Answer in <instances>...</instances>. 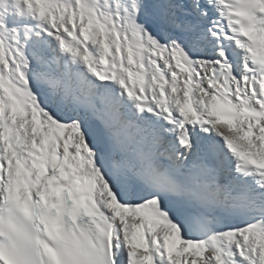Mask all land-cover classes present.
Returning <instances> with one entry per match:
<instances>
[{
    "label": "snow or ice",
    "instance_id": "obj_1",
    "mask_svg": "<svg viewBox=\"0 0 264 264\" xmlns=\"http://www.w3.org/2000/svg\"><path fill=\"white\" fill-rule=\"evenodd\" d=\"M0 264H264V0H0Z\"/></svg>",
    "mask_w": 264,
    "mask_h": 264
}]
</instances>
